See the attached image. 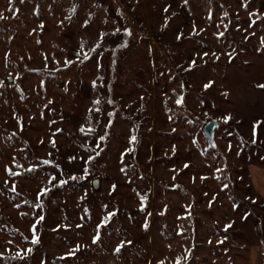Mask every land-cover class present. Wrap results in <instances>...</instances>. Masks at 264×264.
Here are the masks:
<instances>
[{
  "label": "rangeland",
  "instance_id": "rangeland-1",
  "mask_svg": "<svg viewBox=\"0 0 264 264\" xmlns=\"http://www.w3.org/2000/svg\"><path fill=\"white\" fill-rule=\"evenodd\" d=\"M0 14V264L264 250L249 178L264 169V0H0Z\"/></svg>",
  "mask_w": 264,
  "mask_h": 264
},
{
  "label": "crops",
  "instance_id": "crops-1",
  "mask_svg": "<svg viewBox=\"0 0 264 264\" xmlns=\"http://www.w3.org/2000/svg\"><path fill=\"white\" fill-rule=\"evenodd\" d=\"M249 178L255 192L264 200V169L258 166L249 167ZM247 264H264V250L260 246L251 248Z\"/></svg>",
  "mask_w": 264,
  "mask_h": 264
},
{
  "label": "water",
  "instance_id": "water-1",
  "mask_svg": "<svg viewBox=\"0 0 264 264\" xmlns=\"http://www.w3.org/2000/svg\"><path fill=\"white\" fill-rule=\"evenodd\" d=\"M12 80L9 79V82H11ZM220 127V123L217 120H212L210 121L204 128V136L206 137V139L208 140L209 145L214 148L215 147V132L216 130ZM99 182L100 179L96 178L93 180L92 182V187L94 191H98L99 190Z\"/></svg>",
  "mask_w": 264,
  "mask_h": 264
},
{
  "label": "snow or ice",
  "instance_id": "snow-or-ice-1",
  "mask_svg": "<svg viewBox=\"0 0 264 264\" xmlns=\"http://www.w3.org/2000/svg\"><path fill=\"white\" fill-rule=\"evenodd\" d=\"M0 18H2V14H0ZM194 63V62H193ZM205 87H209V85H205ZM260 87H264V85H261ZM181 102V100H177V103H180ZM97 103H98V101H97ZM132 141L134 142L135 141V136H133L132 138ZM9 174L11 175V174H13V173H11V172H9ZM75 178V177H74ZM13 191H15V188H13L12 189ZM40 219H43V217H40ZM229 227H230V225H229ZM99 237L97 236V237H95L94 239H93V242L95 243L96 242V240L98 239ZM37 241L36 240H33V243H36ZM119 247L116 249V251L117 252H119ZM29 251H31L30 249H29Z\"/></svg>",
  "mask_w": 264,
  "mask_h": 264
}]
</instances>
